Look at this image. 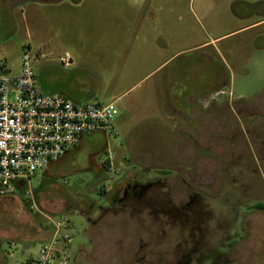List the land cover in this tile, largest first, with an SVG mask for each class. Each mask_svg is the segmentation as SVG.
<instances>
[{
  "label": "rangeland",
  "instance_id": "obj_1",
  "mask_svg": "<svg viewBox=\"0 0 264 264\" xmlns=\"http://www.w3.org/2000/svg\"><path fill=\"white\" fill-rule=\"evenodd\" d=\"M35 3L46 12L58 3L49 15L61 25H22L20 13L29 18ZM23 4L0 0L8 75L20 74L26 53L43 90L80 104L113 102L116 134L85 136L30 190L0 195V264L37 257L45 243L37 238L51 231L45 216L69 219L71 264H264V211L252 208L264 203V0H137L134 11L161 8L164 18L134 28L138 41L157 48L163 39L164 57L174 54L149 76L154 52L126 60L123 0ZM95 4L115 7L116 25H93ZM225 82L231 97L205 107L202 92ZM179 83H191V100L205 96L199 110L173 99ZM188 113L197 125L183 127L180 140L154 125L174 132Z\"/></svg>",
  "mask_w": 264,
  "mask_h": 264
},
{
  "label": "built area",
  "instance_id": "obj_2",
  "mask_svg": "<svg viewBox=\"0 0 264 264\" xmlns=\"http://www.w3.org/2000/svg\"><path fill=\"white\" fill-rule=\"evenodd\" d=\"M31 59L22 56L17 76L8 75L0 61V195H9L21 183L30 190L31 180L57 163L92 133L116 134L115 104H80L65 96L41 91ZM69 67V58L61 59ZM231 97L230 91L209 94L203 105ZM51 236L36 258L22 264H71L68 254L69 219L45 216Z\"/></svg>",
  "mask_w": 264,
  "mask_h": 264
},
{
  "label": "crops",
  "instance_id": "obj_3",
  "mask_svg": "<svg viewBox=\"0 0 264 264\" xmlns=\"http://www.w3.org/2000/svg\"><path fill=\"white\" fill-rule=\"evenodd\" d=\"M7 1L8 0H5L6 4H7ZM11 1H13V2H15L17 4L18 3H25V5H26L27 1H29V0H11ZM133 1L134 0H123L124 9L128 10L129 11L128 15H131V16L129 17V20L126 22L125 25H120V29H123L125 31V35H126L127 41L130 39L129 47H127V49H126V53H127L126 54V60H131V59L137 58L136 55L138 54L139 51L144 52V54L145 53L146 54H152L154 52L153 56L157 60H156V63H154V69L149 74L146 75V76H149L152 73L158 71L160 68L163 69L166 66H169L170 63L173 61L172 58L174 57V54L168 56L167 58L164 57V54H163L164 53L163 52V50H164V48H163V39H159L156 42L157 48L154 47L155 44H153V41H152V43L149 41V44H148V40L147 39H145L144 42H143V40H139L138 41V34L136 33V31L133 33V29L134 28L136 30L137 27L140 26L142 31H143V27L145 25H148L146 23L149 20L152 22V25H164V21H163L164 18L162 17L163 13H162V9L161 8L160 9L157 8L156 12L148 10L146 12V16L142 15V13L140 15V7H138V9L136 11H134V8H137V7H135V3L137 2V0H135L134 5H133ZM25 5L23 6L24 7L23 11L25 10ZM58 5H59L58 3H53L51 5V7H49L51 9H49L46 12V11H43V9H41L40 7H37L36 3L33 4L31 6V8H32L31 10L32 11L30 12L31 14H30L29 18L25 17L24 12L20 13L22 25H34V27H37L39 25H61V23L59 22L58 18H56V16H54L53 14L49 15V13H52L58 7ZM94 6H93L94 9H93V18H92L93 25H113V26L116 25V22H117V10L115 9L114 6H110L109 5V6L101 7L100 5H97V4H95ZM63 9H61V10H63ZM44 13H46L45 16L43 15ZM174 13L177 14V12H174ZM128 15H124V16L127 17L125 19V21L128 19ZM173 20L178 22L179 21V17H177V15H176V16H174ZM73 24H74V21L71 22V25H73ZM255 24L256 23L250 24V25H255ZM157 28H158V26H157ZM242 29H245V27L242 28ZM242 29H240V30H242ZM149 30H150V28H149ZM162 30H163V28H162ZM27 32H29V31H27ZM162 32H164V30ZM143 34H144V36H148L149 37V35L147 33H142V35ZM210 42L214 43L215 40H211ZM146 48H149V51H146ZM66 51H70L69 48L66 49V50L64 49V58H69V55H68V53ZM148 56H150V55H148ZM72 65H73V63L71 62L69 67H64V68L65 69H69ZM225 85H227L226 82L225 83H221L217 87H213V88L209 89L208 91L202 92V95L205 94V96H207L209 94L215 93V92L221 90L220 87L225 86ZM190 86H191V83H190ZM190 86H188L186 84H180L179 83L175 87H171L172 88L171 96H173V99L174 98H176V99H178V98L181 99L182 98L183 105H181V106H183V108H184L183 110H186V111L191 110L190 109L191 103L193 104L194 109H195V105H197L196 109L200 108L201 99L203 97H205V96H202L199 99V101H197L195 99L191 100L192 98L190 96V92H191ZM40 89L44 93H52V92H49V90L47 91V90H43L42 88H40ZM64 92L65 93L66 92L69 93L67 89H64ZM196 115L197 114H193L191 116V114H189V113L186 114L185 115V119H184V121H185L184 125L181 126V127H178V128L175 127L176 130L174 132L166 130L160 124H154V125L157 128H159L163 133L167 134L168 136L173 137V138L174 137H178L179 140H180L181 139L180 136L182 135L181 132H182V128L183 127L186 128L188 126L187 128L194 129V127L197 125ZM188 131H186V132H188ZM187 135H188V133H187ZM189 136L191 137V133H189ZM192 136H193V134H192ZM82 140L80 141L79 145L81 144ZM70 153H72V151L69 152L66 156H68ZM23 189L25 190L26 188L21 183H17L16 184V189L15 190H23ZM1 196H3V195H1ZM50 236H51V231H48L46 234H43L42 237L39 236V238H37V239H40L43 242H47L48 239L50 238Z\"/></svg>",
  "mask_w": 264,
  "mask_h": 264
},
{
  "label": "trees",
  "instance_id": "obj_4",
  "mask_svg": "<svg viewBox=\"0 0 264 264\" xmlns=\"http://www.w3.org/2000/svg\"><path fill=\"white\" fill-rule=\"evenodd\" d=\"M73 1H78V0H73ZM75 3H76V2H75ZM76 148H77V147H76ZM70 154H71V153H70ZM70 154H69V155H70ZM63 158H65V157H63ZM63 158L60 159V160L58 161V163L61 162V161L63 160ZM104 166H105L106 169L108 168V166H109L108 161H106V162L104 163ZM252 208H254L255 210L264 211V203H257V204H254V205L252 206Z\"/></svg>",
  "mask_w": 264,
  "mask_h": 264
},
{
  "label": "flooded vegetation",
  "instance_id": "obj_5",
  "mask_svg": "<svg viewBox=\"0 0 264 264\" xmlns=\"http://www.w3.org/2000/svg\"><path fill=\"white\" fill-rule=\"evenodd\" d=\"M127 187H128V185H127ZM131 189H134V188H131ZM136 190H137V189H136ZM127 195H128V194H127V192L125 191V192H124V198H125ZM130 195H131V197H133V196L136 197V191L133 192V193L131 192ZM131 197H129V198H131ZM124 198H123V199H124Z\"/></svg>",
  "mask_w": 264,
  "mask_h": 264
}]
</instances>
